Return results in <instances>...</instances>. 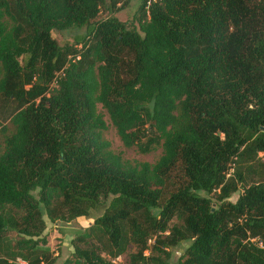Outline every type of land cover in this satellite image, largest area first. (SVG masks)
<instances>
[{"label": "trees", "instance_id": "trees-1", "mask_svg": "<svg viewBox=\"0 0 264 264\" xmlns=\"http://www.w3.org/2000/svg\"><path fill=\"white\" fill-rule=\"evenodd\" d=\"M125 2L0 0V264H264V0Z\"/></svg>", "mask_w": 264, "mask_h": 264}, {"label": "rangeland", "instance_id": "rangeland-1", "mask_svg": "<svg viewBox=\"0 0 264 264\" xmlns=\"http://www.w3.org/2000/svg\"><path fill=\"white\" fill-rule=\"evenodd\" d=\"M139 3V0H126L124 6L113 13L118 20L125 22L126 24H131V20L133 18V14L136 10V7ZM104 15V11L101 13ZM81 30L76 29H65V30H52L51 36L56 40L58 44H63L64 42H71L74 35L81 33ZM97 110L100 111L103 115V119L106 122V129L102 132V138L106 140L109 145L108 149L114 154H119L120 157L129 162L130 164L138 163V162H154L160 153V148H155L149 152L142 153L139 152L134 146L125 147L122 145L119 140L115 129L109 123L107 115L104 110H102L99 105H97ZM1 139V138H0ZM237 192L230 195L229 200L234 201L236 199ZM104 205H100L94 211V214H98ZM89 219L84 217H77L73 221L68 223L56 222L52 223L46 221V227L43 231L44 238L46 240L45 248L50 253V257L53 259L52 264H61L63 259L67 257L71 251V246L69 244L72 233H74L77 229H81L85 227L89 223ZM184 246L181 244L179 246L174 247L171 250V255L169 257V262H174L177 256L180 253V250ZM120 261L117 264L125 263V256H120Z\"/></svg>", "mask_w": 264, "mask_h": 264}, {"label": "built area", "instance_id": "built-area-1", "mask_svg": "<svg viewBox=\"0 0 264 264\" xmlns=\"http://www.w3.org/2000/svg\"><path fill=\"white\" fill-rule=\"evenodd\" d=\"M120 256H117V257H115V258H112V259H110V262L112 263V264H117V262L118 261H120ZM16 262H18L19 264H26L24 261H22V260H20V259H16Z\"/></svg>", "mask_w": 264, "mask_h": 264}]
</instances>
